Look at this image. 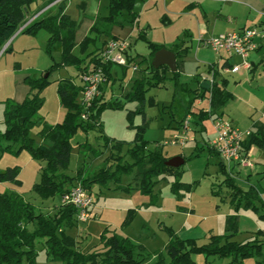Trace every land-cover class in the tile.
I'll return each instance as SVG.
<instances>
[{"label": "rangeland", "instance_id": "rangeland-1", "mask_svg": "<svg viewBox=\"0 0 264 264\" xmlns=\"http://www.w3.org/2000/svg\"><path fill=\"white\" fill-rule=\"evenodd\" d=\"M40 3L41 0L31 3L28 11L33 12ZM190 4L194 6L189 7ZM227 5H229L228 0H136L133 6L136 20L129 24V14L121 11L118 18L127 24L117 26L119 33L116 37L126 41L129 52L134 56L149 53V47L140 36L141 33L149 41L167 49L184 42L190 46L192 56L202 60L199 71L203 73L202 62L214 61L216 57L210 47L198 45V37L203 34L198 22L202 20V13L205 12L204 22L208 29L205 30L206 35H216L226 25V21L221 17L218 18L216 13L222 7L221 12L226 14ZM56 8L49 10L48 13L55 11ZM65 8L77 23L74 33L76 45L72 51L78 55V43L89 33V21L108 13V0H66ZM102 38L101 36L96 44H99ZM46 39L47 32L43 29L38 30L34 35L20 33L13 41L14 49L0 53V131L5 129L3 120L5 102L24 99L30 90L29 82L44 77L45 74L49 82L40 90L43 104L36 116L49 124L60 122L64 117L65 109L59 101L57 82L61 78L75 75L76 71L73 67L47 71L53 61L44 49ZM92 48V45L89 46L87 51ZM263 54L264 49L258 54L253 52L249 56H263ZM53 56L55 60L58 59V53H54ZM234 61L239 63L240 60L235 57ZM131 65L124 70L117 63L111 64L113 78L102 98L114 100L118 97L124 102V107L102 110L99 116L101 130L96 128L87 132L81 129L76 131L70 139L72 149L69 164L63 170L65 174L74 175L78 169L83 170L87 175L95 173L103 166L105 159L108 160L109 166L114 167L117 156L122 157L123 163L130 162L126 149L133 145L136 126L142 123L139 114L131 113L130 118L128 117V111L136 109L138 103L135 100H125L126 91L124 89L122 91L121 87V84L126 83L133 74ZM224 73L233 98L228 102L231 112L226 110L227 107L222 109L223 118H233L234 124L242 130L252 128L254 123H264L262 63L258 60L254 72L247 77L238 73ZM169 75L170 73H167V76ZM76 80L78 81V78ZM180 80L191 88L196 86L191 77L180 75ZM172 94L170 80L161 87H151L145 92L146 124L142 138L148 141L150 149L161 147L165 156L182 155L184 163L179 167L180 180L186 183L197 181V183L189 192L181 191L179 196L170 190V185L175 179L173 175L160 178L151 194H143L136 187L128 191L114 189L112 183L107 186L93 185L90 192L94 204L90 209L89 218L86 221H76L71 228L66 229V233L77 241L80 250L92 251L100 247V233L107 228L111 232L126 236L136 245V257L142 258L144 263L152 264L158 260L159 253L164 261L168 260L165 246L169 236L166 228H171L179 238H195L197 244H203L208 241L211 234L231 233L226 230V218L234 214L236 231L232 235V240L245 241L250 239L254 232L264 230V220L259 219L257 213L242 206L237 211L234 210L224 186H221L217 194L212 193L211 186H215L216 189V185L221 183L224 175L218 168L217 156L208 152L206 147V143L214 136L211 119L204 121L203 132L199 131V126L190 123L186 140L182 144L168 142L173 134L178 133L173 127L183 117L185 104L191 96L185 93L177 94L173 106L170 107ZM207 103V100L202 101L199 107H205ZM193 107L198 108L195 103ZM38 129L37 125L30 131V135L35 139ZM103 136H107L111 141L105 143ZM117 141L123 144L120 148H112ZM247 157L253 167L235 166L230 170V174L242 188L250 185L257 187L264 201V148L252 146ZM42 164L43 161L32 158L27 150H22L20 153L0 152V170L18 166V178L21 181L19 186L10 182L1 183L0 190L7 188L16 191L37 209L50 210L52 205L58 202L59 197L42 200L33 190V185L39 179V169ZM121 182L134 185L131 175L123 174ZM129 209L134 210L133 216L130 222L123 226V220ZM262 252L264 253V247ZM191 258L196 264H223L225 261L211 255L205 259L200 253H193ZM257 260H260V257L247 258L244 264H256ZM44 262H46L45 253L39 246L35 264H45Z\"/></svg>", "mask_w": 264, "mask_h": 264}, {"label": "trees", "instance_id": "trees-1", "mask_svg": "<svg viewBox=\"0 0 264 264\" xmlns=\"http://www.w3.org/2000/svg\"><path fill=\"white\" fill-rule=\"evenodd\" d=\"M35 1L37 0H0V50L26 23L27 8ZM53 1L55 0H45L43 6ZM135 1L108 0V13L93 21L89 33L78 43V55L72 51L76 45L74 33L77 23L65 13L62 2L58 4L54 12L31 20L20 30L22 33L32 35L40 29L47 32L44 49L53 61L47 71L73 67L76 74L61 78L57 82L59 101L65 109L64 117L60 122L49 124L36 116L43 104L40 90L49 82L47 77L42 76L31 80L29 93L21 102H5L3 112L5 129L0 131V152L20 153L22 150H27L32 158L43 161L39 169V179L33 185V190L42 200L55 196H58L59 200L50 210L43 211L37 209L16 191L7 188L0 190V264H35L39 246L44 250L46 260L58 261L60 264H148L144 263L142 258L136 257V245L126 236L111 232L107 228L100 233V247L92 251L80 250L74 237L66 233V229L71 228L78 221L77 210L70 204H62L61 194L75 183H80L88 191H91L93 185L107 186L112 183L114 189L128 191L136 187L143 194H151L155 183L160 178L173 175L175 179L170 185V190L179 196L181 191L189 192L197 183V181L192 183L181 181L180 166L165 165V161L171 156H165L161 147L148 148V141L142 138L146 124L145 92L151 87H161L170 80L173 92L170 107L173 106L177 94L191 95L185 104L183 117L174 129L179 131L186 116L189 115L190 123L199 126V131L203 132L205 131L204 121L221 117L223 107L232 98V93L227 89V79L219 76L217 70L211 65L212 81L206 86L189 87L186 82L180 80V75L183 59L190 46L182 42L169 48L175 54V71H171L166 65L155 68L151 64L153 55L163 46L149 41L143 33L140 36L147 42L149 53L137 54L134 57H129L127 51L124 53L127 63L140 57L138 64L144 62L146 64L144 70L148 73L133 79L130 90L124 95L125 100H135L138 103L136 109L128 111V117L130 118L131 113H136L142 118V123L136 126L133 145L126 149L130 162L123 163L122 157L117 156L114 167L109 166L108 160L105 159L103 166L92 174H84L81 169H78L74 175L63 172L69 164L72 149L70 139L76 131L81 129L87 132L96 128L101 130L99 116L102 110L124 107V102L118 97L114 100H105L102 95L99 97L97 95L87 110L86 119H83L78 101L81 91L80 75L100 67L105 74V82L111 79L112 62L103 61L99 53L107 38L118 39L111 33L112 26L127 24L118 18L121 11L129 14V24L136 20V14L133 11ZM101 36L103 38L99 44H96ZM91 45L93 48L87 51ZM6 50L8 46L4 51ZM54 53H58L57 60L54 59ZM262 66L264 69V59ZM167 73L170 75L167 76ZM197 77L198 75H194L193 79L196 80ZM207 94L208 108L198 106L194 109L195 101L204 99ZM37 125L39 129L35 139L30 135V131ZM249 130V135L242 142L243 156L252 146L264 148V124L254 123ZM103 137L105 143L111 141L107 136ZM121 144L123 142H114L112 148H120ZM206 147L208 152L217 156L218 168L224 175L221 183L216 185V189L215 186H211L212 193L217 194L221 186H224L235 211L242 206L257 213L258 218L264 220V201L257 187L250 185L242 188L209 143H206ZM18 173V166L1 169L0 184L10 182L17 186L21 185ZM123 174L131 175L134 185L123 184L121 182ZM133 212V209H129L123 220V226L130 222ZM166 229L169 236L165 246L168 260L164 261L159 253L158 260L152 264H196L191 258L193 253L203 254L205 259L210 255L216 256L225 260L223 264H244L247 258L260 257L256 264H264L262 252L264 230L254 232L251 238L245 241L232 240V235L236 231V215L234 214L226 218V230L231 233L211 234L208 241L203 244H197L195 238H179L171 228Z\"/></svg>", "mask_w": 264, "mask_h": 264}, {"label": "built area", "instance_id": "built-area-1", "mask_svg": "<svg viewBox=\"0 0 264 264\" xmlns=\"http://www.w3.org/2000/svg\"><path fill=\"white\" fill-rule=\"evenodd\" d=\"M23 26L15 34L19 33ZM262 40H264V26H250L240 31L220 32L207 37L200 34L198 37V45L210 47L215 53L222 50L228 55L239 56L242 59V63L240 65L236 64L230 69V71L234 72L240 67H244L245 69L249 68L246 57L258 47L259 42ZM10 41L11 38L2 46L0 53L5 50ZM127 50L128 45L123 39L108 38L99 56L103 61L125 66L128 64L124 56ZM131 66L132 69H136V65ZM211 81L212 70L209 78V82ZM103 82H105V74L100 67L90 69L80 75L81 91L78 101L82 109L81 117L83 119H86L87 110L93 99L99 94V87ZM206 100L207 102L209 100L208 94L204 99H197L195 104L199 106L202 101ZM204 108H208V103ZM211 127L214 136L208 143L217 152L227 170L230 171L235 166L239 168L252 167V163L248 159L247 154L245 156L242 155V142L249 135V129H239L230 120L222 117L211 120ZM189 129L190 116L187 115L183 121L182 128L177 134H173L172 139L168 142L170 144H182L186 140V132ZM60 202L74 206L77 210V220L86 221L91 214L90 209L94 204V199L90 191L85 189L80 183H75L61 194Z\"/></svg>", "mask_w": 264, "mask_h": 264}, {"label": "crops", "instance_id": "crops-1", "mask_svg": "<svg viewBox=\"0 0 264 264\" xmlns=\"http://www.w3.org/2000/svg\"><path fill=\"white\" fill-rule=\"evenodd\" d=\"M44 1L45 0H41L40 5H38L37 8L33 12L28 11L29 7L27 8V21L25 24H27L29 21H31V19L33 20V18L35 16L36 17L34 19H37V18H40L41 16H44L46 13H48L49 10L57 7L58 4L60 3V1L62 2V0H55L52 3H50L46 6H43ZM65 1L66 0H63L64 3H65ZM228 2H229V5H227L228 10L226 9L227 10L226 14H223L225 12H221L222 7H220V10L216 13L218 18L221 17L226 21V25L224 26L225 28H223L222 30H219L218 33L226 32V31H240V30H242L246 27H250V26H264V0H228ZM192 6H194V5L193 4L189 5V7H192ZM225 8H227V7H225ZM64 11H65V13H67L66 8L64 9ZM52 12H54V11H52ZM205 16H206V13L203 12L202 13V20L198 22V26L200 27V31L203 32L202 35L204 37H207L205 30H208V29L206 28V25L204 22ZM93 21L94 20L89 21V27L91 26ZM117 30H118L117 25H114L111 28V33H113V35L117 36V34L119 33ZM20 33H22V32L15 34L11 38V42L8 46V50L14 49L13 41L15 40V38ZM185 45H188V44H185ZM164 48H166V47H164ZM263 49H264V40L260 41L258 47L254 51H251L247 55L246 61L248 59L249 62L248 61L247 62L249 63V68L245 69L244 67H240L237 71H234V72L230 71V69L234 65H236V64L240 65L242 63L240 57L236 56V55H228L225 51L223 53L220 51L218 53L214 52L215 57H216L214 61L202 62L204 65V72L203 73L199 71V67H200L202 60H199V59L195 58L194 56H192L190 50L188 49L187 53L183 59V63H182V67H181V76L193 78L194 75H198L196 80L193 79L195 84H196V86L194 88H196L198 86L202 87V86L208 85L209 78H210V72H211V70H210L211 65L214 66V69L217 70L218 75L221 77H224V74H225L224 72H231L232 74L238 73L241 76L247 77L249 74H252V72H254L256 62L259 60V63H262V61L264 59V54H263V56H255V57H250L249 55L253 52L258 54ZM127 55L129 57H134V55H132L129 52V50H127ZM235 57H237V60L238 61L240 60L241 62L239 61V63H236L234 61ZM138 60H140V57H138V58L132 60L130 63H128V65H130V64L136 65V69H132L133 74L130 77V79L126 83H124L123 85L121 84L122 91H123V89L126 92L130 90L133 79L148 74L147 71L144 70L146 64L144 62L138 64ZM127 66H125V67L121 66V67L124 70H126ZM222 66H223V68H222ZM110 72H111V68H110ZM111 75H112V73H111ZM112 78L113 77H111V79L109 81H106L105 83H102L100 85L98 97L100 95L104 96L106 94V90H107L106 87L108 88V86L111 84L110 81L112 80ZM227 89H228V87H227ZM111 94H113L112 91H111ZM22 100L17 101V102H21ZM228 102L226 103V105L223 108H225V109H226V107L228 108V106H229ZM223 110H222V112H223ZM226 110L231 112L230 108H228ZM221 117H223V114L221 115ZM229 120L234 124L235 120L233 118L229 117ZM259 123H262V122H259ZM234 125L237 126L236 124H234ZM173 128H175V126ZM247 129H251V128L248 127ZM249 151H250V149H249ZM249 151L247 152L248 156H249ZM54 262L55 263H53L52 261L46 260V262H44V263L45 264H57L56 261H54ZM58 264H60V262Z\"/></svg>", "mask_w": 264, "mask_h": 264}, {"label": "water", "instance_id": "water-1", "mask_svg": "<svg viewBox=\"0 0 264 264\" xmlns=\"http://www.w3.org/2000/svg\"><path fill=\"white\" fill-rule=\"evenodd\" d=\"M151 64L153 67L157 68L161 65H166L169 67L171 71L176 70V62H175V54L173 51L166 49V48H160L159 50L155 51ZM47 74L44 75L46 77ZM184 163V157L182 155H174L169 157L165 161V165L171 166V167H179Z\"/></svg>", "mask_w": 264, "mask_h": 264}, {"label": "bare ground", "instance_id": "bare-ground-1", "mask_svg": "<svg viewBox=\"0 0 264 264\" xmlns=\"http://www.w3.org/2000/svg\"><path fill=\"white\" fill-rule=\"evenodd\" d=\"M31 16H32V15H31ZM35 17H36V16H35ZM35 17H34V18H35ZM34 18H33V19H34ZM31 20H32V19H31Z\"/></svg>", "mask_w": 264, "mask_h": 264}]
</instances>
